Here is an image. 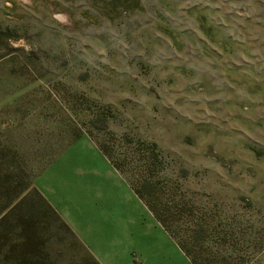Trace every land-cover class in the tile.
Returning <instances> with one entry per match:
<instances>
[{
	"label": "rangeland",
	"instance_id": "rangeland-1",
	"mask_svg": "<svg viewBox=\"0 0 264 264\" xmlns=\"http://www.w3.org/2000/svg\"><path fill=\"white\" fill-rule=\"evenodd\" d=\"M0 32V264L24 232L30 264H100L92 184L130 186L103 139L156 143L199 263L264 264V0H0Z\"/></svg>",
	"mask_w": 264,
	"mask_h": 264
},
{
	"label": "crops",
	"instance_id": "crops-1",
	"mask_svg": "<svg viewBox=\"0 0 264 264\" xmlns=\"http://www.w3.org/2000/svg\"><path fill=\"white\" fill-rule=\"evenodd\" d=\"M111 170L116 176L107 182L96 175L91 193L98 201H93L97 213L87 219L83 230H76L100 264H193L131 187Z\"/></svg>",
	"mask_w": 264,
	"mask_h": 264
},
{
	"label": "trees",
	"instance_id": "trees-1",
	"mask_svg": "<svg viewBox=\"0 0 264 264\" xmlns=\"http://www.w3.org/2000/svg\"><path fill=\"white\" fill-rule=\"evenodd\" d=\"M100 121L103 122L102 119ZM101 122L100 125H93V128H96L98 132H101L103 128ZM109 142H111L109 139L100 141V150L108 157L115 169L124 176H130L127 181L132 190L146 204L158 222L176 240L192 263L201 264L197 261L194 246L195 243L204 238L205 227L203 224L205 223L195 217L192 204L176 200L174 196L171 199H163L161 189L159 195L153 178L159 170L161 172L162 168L160 169V167L163 163L156 143L140 140L137 141L136 145H133L130 140L128 143L125 142L130 144L129 148H125V151L121 153H116L113 147L117 143L114 142L111 146ZM120 148L122 150L123 147ZM180 223L183 227L180 226ZM65 226L68 228L67 224ZM35 240L36 238L33 235L24 232L20 242L8 244L7 250L2 255L3 263L30 264L34 256L42 254L36 248L37 243H35ZM191 242H193V245Z\"/></svg>",
	"mask_w": 264,
	"mask_h": 264
}]
</instances>
